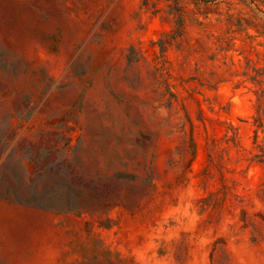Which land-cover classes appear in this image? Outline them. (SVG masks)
<instances>
[{
	"label": "rangeland",
	"instance_id": "374dc122",
	"mask_svg": "<svg viewBox=\"0 0 264 264\" xmlns=\"http://www.w3.org/2000/svg\"><path fill=\"white\" fill-rule=\"evenodd\" d=\"M0 264H264V0H0Z\"/></svg>",
	"mask_w": 264,
	"mask_h": 264
}]
</instances>
